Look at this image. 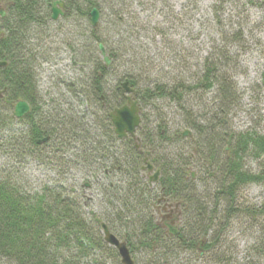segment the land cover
<instances>
[{"label":"trees","instance_id":"1","mask_svg":"<svg viewBox=\"0 0 264 264\" xmlns=\"http://www.w3.org/2000/svg\"><path fill=\"white\" fill-rule=\"evenodd\" d=\"M45 2L15 0L14 15L10 18L13 26L5 28V35L0 40V60H9L6 66L0 67V92L5 90V102L0 104L3 111L0 110V140L12 147L13 151L5 152L6 156L12 157L19 166L34 154L28 150L30 140L40 137L41 131L49 133L52 141L44 146L50 145L51 152L58 154L46 163L60 161L67 169L95 167L94 178L101 175L107 183H104V188H98L102 198L100 212L90 209L88 219L82 208L84 181L73 183L71 187L55 182L51 186H43L39 193L30 194L22 189L21 169L0 164V264H90V250L102 244L99 235L103 222L127 243L135 264H183L185 252L199 254L213 247L217 236L213 235L216 214L221 211L219 206H225L222 212L227 217L234 211L242 213L245 207L236 202L237 191L245 184L264 179V172L253 173L245 168L242 161L246 152L255 157L264 153V135L239 134L230 148L231 155L220 157L222 152L227 153V144L221 149L220 144L227 143L228 138L216 136V129L203 127L200 120L186 122V126L199 136L196 149L204 166L201 181L206 180L204 184L211 182L200 191L199 183L187 173L190 155L178 153L171 158L166 155L170 154L166 146L170 137L161 128L165 123L156 125L152 130L141 124L137 129L141 148L150 152V163L161 172L158 181L149 186L141 172L143 154L135 149L132 137L122 140L115 137L105 109L99 105L92 111V115L97 117L96 121H92L98 128L96 130L87 123L85 117L88 114L85 111L78 113L69 110L67 105L56 110L54 105H48L52 101H42L36 95L34 63L48 60L49 55L43 43L26 41L25 35L29 33L33 39L51 28L47 24ZM67 6V17L75 14L87 20H90L91 8L96 7L106 25L107 34H110L108 25L119 32L127 30L128 36L133 28L140 29L138 34L146 29L144 19L134 13L132 17L127 6L123 9L120 0H67ZM131 18L133 25L127 22ZM106 42L98 32V26H91L86 48L96 61L93 85L86 94L98 97L97 101L106 90L103 79L109 73V69L98 61L97 46ZM119 44H125L123 39L119 40ZM117 53V49L109 50V56L116 60ZM125 78L133 84L138 82L136 74L129 69L121 77L122 80ZM203 80L207 86L213 85V82L220 84L218 91L223 101L229 102L230 98H234L235 86L229 82L227 87L225 80L217 79L210 69L203 74ZM184 84L185 80L173 84L155 83L145 92L180 101L185 91L189 90L184 88ZM115 93L120 96L117 91ZM19 99L27 100L32 106L27 121L24 118L14 121L11 117L12 104ZM25 122L33 126L31 131ZM97 123L101 127H97ZM44 146L37 153L42 162L43 155L48 154L44 152ZM76 146L82 152L70 161L69 154L65 153ZM161 149L166 153H158ZM83 174L87 178L88 174ZM161 198L180 204L174 224L165 221L163 226L158 225L154 206ZM247 209L253 216L264 215V203L259 208L254 205ZM202 241L205 243L202 244ZM137 252L140 254L138 260Z\"/></svg>","mask_w":264,"mask_h":264},{"label":"rangeland","instance_id":"2","mask_svg":"<svg viewBox=\"0 0 264 264\" xmlns=\"http://www.w3.org/2000/svg\"><path fill=\"white\" fill-rule=\"evenodd\" d=\"M120 2L123 3V9L127 6L132 17L136 14L144 19L146 29L138 34L140 29L133 28V32L128 36L127 30L119 32L108 25L110 34H107L101 16L97 25L98 32L107 41L104 44L107 50L117 49L119 61L113 64L106 76V87H109L107 91L113 95L121 70L129 69L136 74L141 124L149 128L147 130H152L156 125L165 123L161 128L170 137L169 143L166 144L170 154L166 155L170 158L178 153L190 155L188 176L193 174V179L199 183L200 191L204 190L211 182L204 184L206 180L201 181L204 166L201 165L196 149L199 136L192 128L186 126V122L200 120L203 127L216 129V136L228 138L227 143L220 144V149L227 144V153L222 152L220 157L231 155L230 148L239 134L264 135V0ZM127 22L133 25V18ZM59 23H52L51 28L44 31L43 44L49 59L34 63L39 97L45 101L54 100L56 103L73 105V109L78 113L85 111L88 114L87 118L85 117L87 123L97 130L92 123L97 120L96 115H92V108L90 110V107H86L85 102L79 98L77 101L70 92L72 86L67 87V84H72L71 78L76 74L80 77L75 88H84L86 82L91 80L92 64L87 66L74 63L77 60L74 55L76 47L79 48L82 41L86 44L85 40L91 29L90 20L71 14L70 19L61 24L62 28ZM75 38L80 42H74ZM121 39L125 44H119ZM35 40L39 42L38 38ZM128 47L129 49H126ZM96 54L100 61L99 54ZM207 69H210L217 79L225 80L227 87L229 82L235 86L233 99L230 98L229 102L222 100L218 82L207 86L203 80ZM184 80V88L188 87L189 90L185 91L180 101L156 94L148 95L145 92L146 88L155 83L173 84ZM106 94L108 95V92ZM52 105L56 106L54 103H51ZM62 107L65 108L64 105L59 108ZM98 125L100 126V123L96 124L97 127ZM185 131L189 134L183 135ZM44 148V152L48 153L43 155L44 158L40 154L44 162L38 154H32L18 166L13 158L5 153L13 151L12 147L0 140V164L10 168L19 167L22 189L30 194L39 193L43 186H51L55 182H63L65 186L71 187L73 183L84 181V184L89 185L81 190L84 196L82 208L86 211V217L90 218V209L99 213L102 198L98 188H104L107 183L103 176L94 178L95 167L67 169L60 161L46 163L58 153H52L50 145ZM80 152L82 149L76 146L68 149L65 154H69V160L74 161ZM158 153L162 155L166 152L161 149ZM242 161L247 170L253 173L264 172V153L255 157L246 152ZM141 165H144L143 162ZM141 172L148 180L149 174L146 170ZM83 173L88 174L87 178H84ZM236 202L243 204L245 209L240 214L234 211L229 217L222 212L225 206H219L221 211L216 214L218 217L213 235L217 236L214 246L206 248L201 254L192 255L191 252H185L183 264H264V215L253 216L247 209L254 205L259 208L264 203V179L242 186L237 191ZM176 216L171 219H176ZM99 236L102 241L100 247L88 251L90 264H121L116 250L104 242L101 227ZM136 258L140 259L138 252Z\"/></svg>","mask_w":264,"mask_h":264},{"label":"flooded vegetation","instance_id":"3","mask_svg":"<svg viewBox=\"0 0 264 264\" xmlns=\"http://www.w3.org/2000/svg\"><path fill=\"white\" fill-rule=\"evenodd\" d=\"M55 1H59V0H46V2H45V7H46L45 13L48 14V18H47L48 23L47 24H50L51 25L54 22H57V24H58L60 22L59 23L60 24L59 26H61V28H62L63 25H61V24H64L65 21H68L70 19V17H71V16L70 17H67L66 16L67 11H68L67 0H60V1H63L64 2V6L63 7H60L58 4H56V7L59 8V9H61L62 14H60L56 19H52V17H51L52 16V6H51V4L54 3ZM14 6H15V0H0V40L5 35V32H6L5 31V28L13 26L12 21L10 20V18H11V16L14 15L13 14L14 13V8H15ZM74 13H76V11ZM89 16H90V12H89ZM88 32H89L88 33V38L85 40L86 41V44L83 41L80 42V40H77L76 38L73 39L74 42H77V43L80 42V44H79L80 47L79 48L76 47L75 52H74L75 53L74 54L75 55V59H77V60L74 61V63L75 64H86L87 66H90L92 64L93 74L90 77L91 80H88V82H86V84L84 85V88H75V84L78 83V79L80 77L78 74H76L75 77L71 78L73 80L72 81V84H70V85L67 84V87H69V86L71 87L72 86V88L70 90V92L72 93V96L77 101H78V98L81 101H84L85 104H86V107H90V110H91V108H92V110H95L100 105L103 109H105V111L107 112V116L108 117H109V114H110V112L112 110H114L115 108H120L121 106L127 104V97L130 96L133 101H136L137 102V105H138V107L140 109V115H141V105H140L139 100H138V90L136 88L138 82L136 84H133L130 81H128L126 78L122 80L121 77L124 74L125 70H121L119 72V74L117 76V79H116V84H115L116 87L114 88V90H116L120 94V96H118L116 93L115 94L113 93V95L111 96L109 94V91H107V88L109 89V87H106L105 92H103L100 95V97H99V101L100 102L97 101L98 97H95V96L86 94V93H88L87 92L88 90L89 91L91 90V87L93 85L92 79L94 77V71H95L94 62L96 61L95 60V57L92 54V52L89 51V50H87V48H86L87 47V44L89 43L90 29H89ZM42 35L41 34H37L32 39L31 34L27 33L25 35V39H26V41H31V42L34 41V42H37L35 39L38 38L39 42L45 43V40H44L45 34L43 32H42ZM104 48L106 50V53L109 55V50H107V48L105 46H104ZM80 52H81V55H80ZM97 53L99 54L98 48H97ZM3 61L6 62V64L4 66H6L9 63V60L7 58H2L0 60V62H3ZM100 62H101V64H103V66L106 69L108 68L109 71H110L112 69L111 66H113V64H115V62L117 63L119 61L116 60V59H114V58H111L110 57V63L108 65H105L104 64V62L102 61V58H101ZM120 63L124 65L123 62L120 61ZM0 67H2V66H0ZM107 74L104 76V79H103V84L104 85H106L105 79H106ZM80 79H82V78H80ZM118 79L121 80V81H118ZM36 80H37V74H36ZM125 81H128L129 82V85L128 86L133 89L132 93L123 92V83ZM63 84H65V83H63ZM83 84H84V82L81 85H83ZM4 91L5 90H3L2 92H0V104L3 103V102H5V100L3 99V93H4ZM39 91L40 90L38 89V87H36L35 93L38 96V98H40L39 97V94H40ZM116 91H114V92H116ZM106 92H108V95L106 94ZM82 95H83V98H82ZM18 101H25L28 104V106H29L28 112H26L21 117H15L14 116V107H15V105H16V103ZM42 101H44V100H42ZM51 101L54 104H56V106H55L56 110L61 109V108H59L61 105H64V107L66 105L67 106L70 105V104H67L65 102L56 103V101H54V100H51ZM46 102H48V100H46ZM48 105H49V107L51 106L50 104H48ZM70 107H71L72 110H74L73 109L74 108L73 105H70ZM11 109H12V111H11V117H12V119H14V121L15 120L16 121H19L20 119H23V118L25 119V121H27L30 118L31 111H32V106L30 105V103L27 100L19 99L15 103L12 104V108ZM40 111H42V110H40ZM74 111H76V109ZM39 115H41V114H39ZM109 119H110V117H109ZM38 122H40V121H38ZM13 123L15 124L16 122H13ZM19 123L20 122H18L17 124H19ZM25 125H27V128H28L29 131H31L33 129L32 128L33 126L30 125L29 123H26L25 122ZM112 128H113V124H112ZM113 133H114V128H113ZM114 135H115V133H114ZM115 137H116V135H115ZM126 137H128V136H126ZM126 137H124V138H126ZM124 138H122V139H124ZM117 139L118 140H122V139H119V138H117ZM39 141H41V142H39ZM51 141H52V135L49 134V133H45V132L41 131V136L40 137L36 138L35 141H31L30 140V142H29L30 143V148L28 150H29V152H32L34 154H37L44 145L49 144ZM32 142H34V143H32ZM135 149L138 150L137 148H135ZM143 158H144V156H143ZM191 177L193 178V174H191ZM160 204H162V205H160ZM179 205H180L179 203H172L171 201H166L164 198L159 199L158 202L154 206V210L156 211V214H157V219L159 220L158 221V225L159 226H161V225L163 226V222H165V221H168L170 224H174V222H175L174 220L175 219L172 220L171 218H173L174 215L179 214V207H180Z\"/></svg>","mask_w":264,"mask_h":264},{"label":"water","instance_id":"4","mask_svg":"<svg viewBox=\"0 0 264 264\" xmlns=\"http://www.w3.org/2000/svg\"><path fill=\"white\" fill-rule=\"evenodd\" d=\"M58 4L60 7L64 6L63 1H55L51 4L52 6V19H56L60 14H62L61 9L56 7ZM90 21L93 27H96L99 21V11L96 7L92 8L90 11ZM99 55L102 58V61L105 65L110 63V57L106 53L104 45L102 43L98 44ZM6 64L5 61L0 62V66H4ZM129 82L125 81L123 83V92L132 93L133 89L130 88ZM29 106L25 101H18L14 107V116L21 117L26 112H28ZM111 122L113 124L114 133L117 138L122 139L127 135H130L135 140V148L140 150V141L136 136V129L140 125V109L137 105L136 101H133L130 96L127 97V104L121 106L120 108H115L109 114ZM189 134L188 131H185L183 135ZM45 140V139H44ZM43 141V140H42ZM41 142V141H39ZM141 151V150H140ZM149 152L145 153L144 162L146 166L142 167V170L146 169L148 172V181L151 185L153 182L158 180L160 171L156 170L152 175L150 173L153 170L152 164L147 160V155ZM101 232L103 235V240L109 246L113 247L120 258L121 264H134V261L131 257L130 251L126 242L121 241L114 233L110 231L106 223H101Z\"/></svg>","mask_w":264,"mask_h":264}]
</instances>
